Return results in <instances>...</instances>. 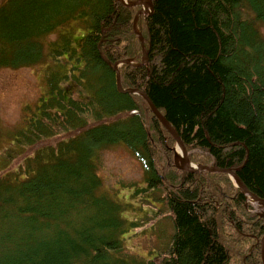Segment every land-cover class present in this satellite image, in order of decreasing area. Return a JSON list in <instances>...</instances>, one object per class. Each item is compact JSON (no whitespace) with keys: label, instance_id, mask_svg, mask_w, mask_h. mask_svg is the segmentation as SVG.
Masks as SVG:
<instances>
[{"label":"trees","instance_id":"obj_1","mask_svg":"<svg viewBox=\"0 0 264 264\" xmlns=\"http://www.w3.org/2000/svg\"><path fill=\"white\" fill-rule=\"evenodd\" d=\"M134 2L137 0H128ZM142 67L123 66L189 160L232 169L264 199V0H151ZM135 8L117 0H0V70L39 68L47 96L0 125V264H262L264 217L227 174L186 173L176 142L114 65L141 63ZM55 39L51 40V37ZM124 146L161 190L165 254L129 256L136 224L101 176Z\"/></svg>","mask_w":264,"mask_h":264},{"label":"rangeland","instance_id":"obj_2","mask_svg":"<svg viewBox=\"0 0 264 264\" xmlns=\"http://www.w3.org/2000/svg\"><path fill=\"white\" fill-rule=\"evenodd\" d=\"M144 19L145 16H141L140 20ZM53 39L55 36L51 37ZM42 74L39 68L0 70V125L5 133L20 128L26 108L35 107L42 96H47ZM100 174L108 192L116 193L123 203L131 204L124 215L136 224L126 240L128 255L163 256L172 234L169 210L161 191L144 192L147 184L140 163L124 147L116 146L104 152ZM252 205L254 212H263L259 205Z\"/></svg>","mask_w":264,"mask_h":264},{"label":"water","instance_id":"obj_3","mask_svg":"<svg viewBox=\"0 0 264 264\" xmlns=\"http://www.w3.org/2000/svg\"><path fill=\"white\" fill-rule=\"evenodd\" d=\"M118 3L124 6H130V7H136V6H145V7H149L150 8V12L148 10H141L137 13L134 23H133V30L134 32L138 35L141 45H142V49H143V55L145 57V61H148V52L146 51V48L144 46V39L143 37L137 32V19L138 17L145 13V14H152L153 12V4L152 2L149 3H145V2H134L132 4H126L124 2V0H118ZM126 64H130L132 66L135 67H139L142 66L144 64V62L141 65H133L131 64L129 61L124 62ZM114 69L117 73V88L118 91L121 93H126V94H137L140 95L149 105L152 113L154 114V116L159 120V122L161 123V125L163 126V128L176 140V142L178 143L179 147L181 148L182 151V158H181V162H180V169L182 171L188 172V173H193V172H209V171H220L222 173L228 174L229 176H231L235 182L237 183L238 187L245 193L247 194L249 197H251V199L258 203L259 205H261L264 208V200L258 198L256 195L252 194L247 187L242 183V181L239 179V177L237 176L236 172L230 169H226V170H218L217 168H209V167H205V166H194L190 163L189 159H188V153L187 150L184 146V144L182 143L180 137L178 136V134L176 133V131L171 127V125L167 122V120L161 115V113L157 110V108L154 106V104L151 102V100L147 97L146 94H144L143 92H141L140 90H135V89H129V90H124L121 84V77H120V73L118 70V64H115ZM264 216V214H263ZM261 258H262V263L264 264V238L261 241Z\"/></svg>","mask_w":264,"mask_h":264}]
</instances>
